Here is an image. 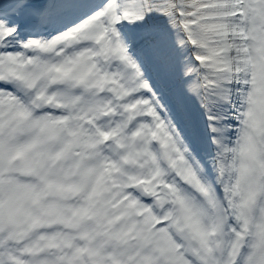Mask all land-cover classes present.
<instances>
[{"label":"snow or ice","instance_id":"6c2138e0","mask_svg":"<svg viewBox=\"0 0 264 264\" xmlns=\"http://www.w3.org/2000/svg\"><path fill=\"white\" fill-rule=\"evenodd\" d=\"M0 264H264V0H0Z\"/></svg>","mask_w":264,"mask_h":264}]
</instances>
